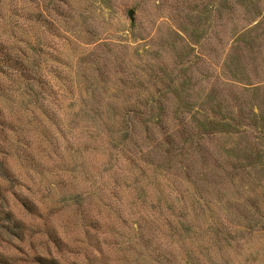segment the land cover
<instances>
[{
  "label": "rangeland",
  "instance_id": "374dc122",
  "mask_svg": "<svg viewBox=\"0 0 264 264\" xmlns=\"http://www.w3.org/2000/svg\"><path fill=\"white\" fill-rule=\"evenodd\" d=\"M0 40L43 78L0 74V220L24 234L0 231L9 264H264V0H0ZM150 106L147 129L108 141L118 113ZM190 118L230 133L193 143ZM166 171L182 183L159 202ZM168 215L179 241L156 229Z\"/></svg>",
  "mask_w": 264,
  "mask_h": 264
},
{
  "label": "trees",
  "instance_id": "16d2710c",
  "mask_svg": "<svg viewBox=\"0 0 264 264\" xmlns=\"http://www.w3.org/2000/svg\"><path fill=\"white\" fill-rule=\"evenodd\" d=\"M0 42H3V40H0ZM3 46V44H2ZM0 45V74L6 75V71H9L11 75L16 76L19 78L21 81H28V79H31L32 81H41L43 80L42 75L39 74V72H35L34 69H32L31 75H28V73L23 70L24 68V62L22 61L20 52L15 49V48H8V47H2ZM5 50V51H4ZM53 77V76H52ZM25 91H29L31 95V99L35 98L38 100V95L34 94L33 91L29 88L28 82H26L23 86ZM2 93H4V90H1ZM11 92H14L13 90H10ZM1 107H0V130L1 132L5 130V126L10 125L12 126L11 120H7L4 115L1 113ZM161 107L157 106H150L148 108H143V110L139 107H126L125 110L122 113H118L117 116L114 117V120L112 124H114L115 128L114 129H109L111 130L107 135L108 141L112 142V140H119L120 146L126 142L128 143L130 140L133 139L134 134L133 132L137 131V127L135 126V119L141 120L140 116L145 115L148 116L151 113H154L155 111L161 110ZM141 111V112H140ZM43 115H46V113H43ZM2 116V117H1ZM141 126L143 129H147L145 126V123L143 120L140 121ZM209 124L213 125L212 130H207L206 125L203 124H198V122L195 119H188L186 122V125L189 129V135H190V140L193 143H198L200 140V136L203 137L205 134H211L212 131L213 133H223V134H229L230 128H231V123L228 122L225 119H218V120H213L210 121ZM107 126V125H106ZM203 126L205 129V132H200L198 133L199 128ZM130 139V140H129ZM2 145V144H1ZM172 152V151H169ZM165 156L167 155V152H165ZM1 154V152H0ZM170 154V153H169ZM179 155V154H176ZM166 159H170L169 157H166ZM163 160V159H162ZM171 162V159H170ZM177 164L181 165V168H175L179 169L184 173L183 179H185L189 174L186 172L187 167L185 166V162H182L181 164V159ZM173 165L169 166L168 169H172ZM162 178L158 179L156 181V185L160 186L161 182L165 183V186L167 190H163V194H160L154 190L155 196H157L156 199L159 200V202H168L174 197L175 194V184H181L180 178L174 174L162 172ZM0 182H5V183H10L11 182V176L8 171V168L4 166L3 162L0 161ZM1 187V184H0ZM164 192H168V194H164ZM162 193V192H161ZM0 201L3 204V206L8 207V201L6 200L5 196L2 195L0 191ZM17 201L19 202L18 204L20 205L21 208H23L27 213L30 215H35L37 211L40 210V206L33 201H30L28 197L25 196V198L18 199ZM184 201V200H183ZM4 214L2 219L0 220V231H2L5 235L9 236H14L19 240H22L21 237H23V231H22V222L18 218L15 217V214L11 210H4L1 212ZM167 217V218H166ZM163 218L160 222H158V225H156V229H159L160 226L164 227L165 230L168 232L167 234L169 235V238H173L179 241L180 239V234L177 233V226L180 225L182 222L181 218L173 215H168ZM177 218V219H176ZM180 222H179V220ZM47 227V232L49 236L52 238V242L54 243L55 247L58 249L61 248L63 245V242L61 239L57 237L55 234L54 230H50L48 224H46ZM181 252L177 254L175 257H179ZM35 262L37 264H58L54 259H46L42 257L35 258ZM0 264H9V260L7 259V256L3 255L0 253Z\"/></svg>",
  "mask_w": 264,
  "mask_h": 264
},
{
  "label": "water",
  "instance_id": "95a60500",
  "mask_svg": "<svg viewBox=\"0 0 264 264\" xmlns=\"http://www.w3.org/2000/svg\"><path fill=\"white\" fill-rule=\"evenodd\" d=\"M128 16H129L131 23H133L134 22V10H129Z\"/></svg>",
  "mask_w": 264,
  "mask_h": 264
}]
</instances>
